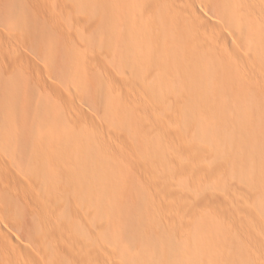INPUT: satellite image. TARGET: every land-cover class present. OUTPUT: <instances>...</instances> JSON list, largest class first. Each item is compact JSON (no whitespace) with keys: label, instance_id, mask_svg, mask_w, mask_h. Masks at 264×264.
Wrapping results in <instances>:
<instances>
[{"label":"bare ground","instance_id":"obj_1","mask_svg":"<svg viewBox=\"0 0 264 264\" xmlns=\"http://www.w3.org/2000/svg\"><path fill=\"white\" fill-rule=\"evenodd\" d=\"M17 4L0 196L42 233L0 237V264H264V0ZM61 211L100 245H58Z\"/></svg>","mask_w":264,"mask_h":264},{"label":"rangeland","instance_id":"obj_2","mask_svg":"<svg viewBox=\"0 0 264 264\" xmlns=\"http://www.w3.org/2000/svg\"><path fill=\"white\" fill-rule=\"evenodd\" d=\"M20 0H0V10H2V12L0 11V19L3 21H11L13 22L14 19L12 20V18H9L6 19L5 18V14L7 13L8 16L10 17H13L14 14L16 16V19H18V15H16V13H19L21 15V5H18L17 6H14L16 3H19ZM20 6V7H19ZM13 8V9H12ZM13 10H15L13 12ZM19 11V12H17ZM13 14V15H12ZM3 15V16H2ZM22 15H23V10H22ZM2 17V18H1ZM14 18V17H13ZM1 21V22H2ZM162 118L166 121V122H170V117L167 113H162ZM9 134L6 133V138H5V141L6 142H3L2 144H0V157L2 158L3 156L6 157L5 162L8 160L7 159V156L8 154H6L7 152H9V149H6L7 147H11V140H10V135L8 136ZM1 141V139H0ZM8 141V142H7ZM1 143V142H0ZM10 143V144H9ZM6 144V145H5ZM8 144V145H7ZM5 146V148H4ZM11 149V148H10ZM5 150V151H4ZM2 153V154H1ZM4 153V154H3ZM7 156H6V155ZM0 158V159H1ZM4 158V157H3ZM9 158V157H8ZM10 160V159H9ZM4 169L0 166V188L4 187V189H6L7 187L5 185H7L6 182V178H5V175L3 173ZM4 184V185H3ZM194 184H191V188L193 187ZM6 187V188H5ZM9 188V187H8ZM7 188V190H9ZM6 190V191H7ZM195 190V185H194V189L192 192H194ZM9 193V192H8ZM21 192H19L18 195H20ZM2 196H0L1 198ZM20 197V196H19ZM2 203L3 201L6 202L3 204H0L2 205V208L3 209V215L5 216L4 220H0V237L1 238H5L3 236H11L12 238H15L16 235L18 234V236H22L21 238H27L29 237L30 239L34 240L36 237H40V234L42 233V231H37L34 227L32 228V226H25V224L23 222H21V220L24 218L21 219L22 217V210L20 207H18L16 204H12L9 200L7 201V198L5 200L2 201V198L0 199ZM8 203V204H7ZM5 205V206H4ZM4 206V207H3ZM21 210V211H20ZM63 212V211H61ZM5 213V214H4ZM64 213V214H63ZM62 214L60 213V217L62 219V217H65L66 219H64L65 221V225H66V228L64 230H62L63 232L59 231L58 233V237L56 238V240L58 239V242L56 241V243L58 245H61L63 244L64 246V241H66L67 243H69L68 241L71 240V243L74 241H76L75 243H72L74 245H78L79 246H88L90 244H94L96 245V243H98L101 238H105L103 235L101 237L100 232L98 230H96V228H93L91 227L89 224L90 222L82 215V214H74V215H68L66 212H63ZM9 214V215H7ZM20 214V215H19ZM67 214V215H66ZM11 215V216H10ZM62 215H65V216H62ZM12 217V218H11ZM12 221H10L11 219ZM9 220V221H8ZM67 220L68 223L66 222ZM82 220V221H81ZM85 224H84V222ZM88 221V222H87ZM70 222V223H69ZM87 222V223H86ZM82 223V224H81ZM69 224V225H68ZM88 224V226H87ZM85 225V227H84ZM68 232H66V231ZM37 231V232H36ZM65 231V232H64ZM45 232V231H44ZM34 233V234H33ZM4 234V235H3ZM62 236H60V235ZM76 234V235H75ZM98 234V235H97ZM34 236V237H33ZM96 236V237H95ZM62 238V239H61ZM69 238V239H68ZM98 238H99V241H98ZM68 239V240H66ZM74 239V240H73ZM92 239V240H91ZM97 239V240H96ZM106 241H107V246L110 247L111 249H114V250H117L119 249V244L116 240L113 239V241H111V239L109 240L108 239V234L106 236ZM6 240V238H5ZM3 240L5 243L6 241ZM89 240V241H88ZM83 241V242H82ZM87 241V242H86ZM96 241V242H95ZM98 241V242H97ZM101 242V241H100ZM104 242V241H103ZM102 242V243H103ZM87 243V244H85ZM106 243V242H104ZM99 244V243H98ZM67 245V244H65ZM100 245V244H99ZM82 259V258H81ZM79 260L77 259V264H85L82 260Z\"/></svg>","mask_w":264,"mask_h":264}]
</instances>
